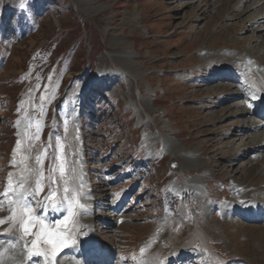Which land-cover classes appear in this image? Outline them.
<instances>
[{
    "label": "rangeland",
    "instance_id": "rangeland-1",
    "mask_svg": "<svg viewBox=\"0 0 264 264\" xmlns=\"http://www.w3.org/2000/svg\"><path fill=\"white\" fill-rule=\"evenodd\" d=\"M79 1L24 0L21 9V0H0V191L10 172L19 174L10 165L22 138L18 131L24 134L35 120L42 131L32 154L50 141V133L62 138L69 174L75 170L76 184H85L93 199L91 225L105 242L103 250L110 244L109 264H135L131 258L146 238L145 252L137 257L141 264H225L237 255L252 257L253 241L264 245V235L259 237L264 224H247L244 214L228 221L222 209L234 184L243 183L251 193L252 185L264 186V172L250 177L249 155L233 151L245 139L238 124L246 119L220 122L219 111L239 100L220 105L233 82H214L209 69L221 62L200 58L208 48L247 49L254 55L250 33L241 31L245 17L232 19L237 11L223 0H93L90 7H104L97 13H87ZM136 14L138 25L131 30ZM112 31L135 53L140 73L133 80L111 56L122 49L111 45ZM166 137L184 149L198 146L201 166L180 169L164 149ZM79 138L82 169L74 144ZM24 154L26 146L17 161ZM193 179L209 191H179L182 182ZM98 217L109 230L100 229ZM99 239L92 246L100 247ZM187 244L202 258L182 253Z\"/></svg>",
    "mask_w": 264,
    "mask_h": 264
},
{
    "label": "bare ground",
    "instance_id": "bare-ground-1",
    "mask_svg": "<svg viewBox=\"0 0 264 264\" xmlns=\"http://www.w3.org/2000/svg\"><path fill=\"white\" fill-rule=\"evenodd\" d=\"M92 1L93 0H80L79 3H82L85 7L88 8L86 11L87 13H97V12H101L104 9V7H97V8L90 7ZM216 2L217 1H215V3ZM228 2H231L230 10L233 9V11L234 10L237 11V14H235V17H233L232 19L238 18L239 16H242V18L245 17L244 18L245 22L243 21L242 23L241 31L250 33L248 42L250 45L255 46L254 48H256L255 49L256 52L253 55L251 53L252 50L248 52L247 49H244V51H242L241 49H240L241 51H237L228 48H221L218 51H211L208 48L200 51L201 52L200 58L202 63L211 60L216 62L218 61L221 62V66H219L218 68L213 67L212 69H209L214 82L215 79L217 81L221 79H225V80H229L230 82H233L227 85L230 91H228V93L223 94L222 99L220 101V105H225V104L228 105L235 99H239V100L238 102H235V104H230V106L228 107H223L219 111L220 113L221 112L223 113L219 115L221 117L220 122L221 121L223 122L230 118H236L239 116L246 119L239 121L240 123L238 124L240 128L246 130V132L244 131L246 133L245 139L244 140L242 139L243 141H241L237 145V147L233 149V151L237 149V151L234 152L235 154L242 155L247 153V156L249 155L248 157L250 159L252 167L248 175L250 177H256L261 172H264V0H223L222 4L225 5ZM138 18L139 17H137L135 21L132 20L133 23L130 26L131 30L134 29L136 25H138ZM116 35L117 34L112 31V37L110 41L111 45L120 47L122 49L119 52L111 54V56L118 60L119 71L120 72L124 71L127 77L130 80H133L140 73L138 71V68L135 67L136 66L135 53L129 49L130 45L128 43L124 42V40L117 38ZM253 96H255V98H253ZM143 101L146 108L152 109L149 98H145ZM78 103H79V111H80L81 102ZM165 125L166 124L163 125L164 128H167V125L166 126ZM21 132H22V128L19 129L18 133L21 134ZM239 134L242 135L241 133ZM234 136L239 138L238 134ZM243 136L244 135H242V138ZM233 142L234 141H232L231 143L232 145L234 144ZM163 143H164V149H167V151L171 154L172 159H174V161L177 163V166H179L180 169L190 171V170H195L201 166V163H199L197 159L198 146H194L193 148L190 149H184L182 146H179L177 142L173 141L169 137H166L163 140ZM74 144L78 145V149H77L78 156L76 154V157L79 158V161L76 163L77 169L79 168L82 169L83 150L80 145V138L77 141L75 140ZM241 184L243 183H240L238 185L234 184L230 189L231 201L229 202V204L225 205L222 209L223 214L226 215L225 218H227L228 221L229 220L232 221L235 215H238L237 217H240L243 216L242 214H244L246 217L243 216L245 218L242 217L240 218H242V220L245 223L264 224V218H263L264 217V186L261 185V188L260 187L257 188V186L252 185L251 188L253 191H251L250 193L249 189L246 188L248 186L245 187V185L243 186ZM86 188L87 187L85 185L83 191L86 197L88 198L82 199L81 202L87 204L89 207L87 209V214L83 215L79 219L82 224L81 226H83L82 231L86 233V235L79 237L80 242L77 246L75 247L69 246L63 249L58 256L57 264H91V263L109 264L107 260L109 259L110 261L111 247L109 246L110 244H108L105 250L102 249L105 242H103L104 240L100 236L99 239L96 230L93 229L91 225L93 218L92 215L90 214V212H92L90 207L91 204L93 206V199L91 196L87 195L88 190ZM201 189H205L207 192L209 191L203 182L201 183V181L199 180L197 181L193 179L189 182L188 180L182 182L179 191L185 194L188 192H192L194 190L200 192ZM201 197L202 195H198L197 199L200 200ZM8 214L9 213L7 211L0 212V216H7ZM239 214L241 215L239 216ZM249 214H253V217H249L250 216ZM46 215L56 216V212L49 211L47 212ZM112 215H113L112 217L119 216V214L116 215L115 213H113ZM257 215H259V217H257ZM94 217L97 218V216ZM103 217H108V216H103ZM103 217H98L102 225L100 226V229L109 230L110 227L107 226L109 224H106L103 221ZM107 222H109L110 224L114 223L113 219H110L109 217ZM116 222L117 221H115V224H113L114 226L116 225ZM172 226L170 230L172 229ZM5 227H7V225L0 227V232H3V228ZM215 228H216V233H219L220 230L218 229V226H215ZM259 233L261 234L259 237L262 238V235H264V230ZM101 234H104V232ZM96 238H98L101 241L100 247L98 248L92 246V243L94 242L93 240H96ZM8 239L9 236L0 235V245H4L5 247H7L6 241ZM95 242L97 243V241ZM253 244L255 246V253H253L252 257H244L237 255L235 261H233L232 263H225V264H249L250 261H247L244 258H248L250 260L255 259L256 261L259 260L260 263H264V245H258L257 242L255 241H253ZM97 245L99 246L98 243ZM141 245H140V249H141ZM41 247L43 248L46 246L41 245ZM90 248L95 249V251H93V249ZM88 249H90V254H87ZM11 251L12 250L9 249V253ZM181 252L187 254V256H191L195 258L198 257L196 258V260L202 258L201 254L197 253L194 250V247L190 244L185 245L181 249ZM258 252L260 253L258 254ZM139 254H140V250H139ZM26 255L27 253H24L22 255L20 252H17L16 259L17 260L22 259L23 256ZM7 256L8 253H5L4 264H12V261L8 259ZM37 262H41V264H44V258L42 256L34 255L31 257L30 260L26 262V264H36ZM177 264H180V262H178Z\"/></svg>",
    "mask_w": 264,
    "mask_h": 264
},
{
    "label": "snow or ice",
    "instance_id": "snow-or-ice-1",
    "mask_svg": "<svg viewBox=\"0 0 264 264\" xmlns=\"http://www.w3.org/2000/svg\"><path fill=\"white\" fill-rule=\"evenodd\" d=\"M20 7H25L24 0H21ZM45 99L42 94L40 100ZM40 112L43 114L42 105ZM33 127L35 132L29 135ZM41 131L42 124L32 120L24 134L18 133L22 138L16 142L10 165L18 168L19 174L10 172L7 184L3 191H0V212L9 213L7 216H0V227L7 225L0 235L9 236L7 247L0 245V264H4L5 253H8L7 258L12 264H26L34 255L42 256L44 264H57L61 251L69 246H77L79 237L86 235L82 231L83 226L79 224L80 217L87 214L89 207L81 202L82 199L88 198L83 191L84 185L82 182L76 184L78 178L74 175V169L72 174H69L65 146L58 134L50 133V141L38 147L35 154H32L34 142L40 140ZM53 135L54 145L51 143ZM25 146L26 154L17 161V154ZM42 193L44 195L41 197ZM49 211L60 212L62 216L49 220L46 214H41ZM41 245L46 247L42 248ZM9 249L12 250L10 253ZM17 252L27 255L17 260ZM140 252L143 254L145 248H141ZM131 259L135 264H141L135 255ZM160 264H163V261H160ZM218 264L224 262L218 261Z\"/></svg>",
    "mask_w": 264,
    "mask_h": 264
}]
</instances>
